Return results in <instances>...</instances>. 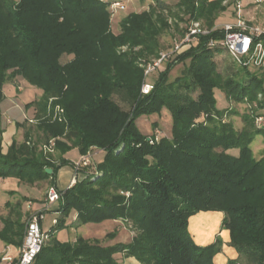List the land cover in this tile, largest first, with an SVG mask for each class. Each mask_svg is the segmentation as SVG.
Returning <instances> with one entry per match:
<instances>
[{"label": "trees", "instance_id": "1", "mask_svg": "<svg viewBox=\"0 0 264 264\" xmlns=\"http://www.w3.org/2000/svg\"><path fill=\"white\" fill-rule=\"evenodd\" d=\"M153 1L150 11L123 19L115 35L110 6L120 1L0 0V107L7 79L22 77L43 93L27 108L46 111L52 100L64 109V121L46 118L39 125L46 142L58 138L63 155L74 149L82 156L93 151L103 155L98 163L92 159L78 168L82 180L59 190V219L34 264H124L118 256L139 264H215L222 239L199 246L189 230L190 219L199 212L225 214L222 227L239 254L228 264H242L243 258V264H264V160L257 161L251 149L264 131L236 130L224 121L230 111L218 109L216 97L221 90L227 100L239 103L264 94V68L235 63L238 73L223 78L214 55L226 51L209 46L211 39L224 37L219 28L200 35L156 80V74L151 76L152 90L143 95L144 69L137 67V58L158 57L159 37L172 27L179 39L193 21L212 30L228 9L225 0H179L170 24L168 5ZM258 40L264 44V37ZM124 46L130 50L119 54ZM137 47L140 50L134 51ZM64 55L70 59L66 64L61 63ZM186 61L183 75L170 81L169 71ZM117 94L132 104V112L113 100ZM260 105L264 108V101ZM163 109L172 114L171 138L143 134L137 120ZM2 133L0 178L55 186L59 170L75 166L17 140L4 153ZM229 151H239L238 156ZM97 172L101 176L96 177ZM75 211L78 227L124 221L137 233L129 243L108 246L80 235L76 241L61 242L55 235L67 229ZM19 220L7 218L0 231L7 246L23 243ZM109 236L114 239L116 233Z\"/></svg>", "mask_w": 264, "mask_h": 264}, {"label": "rangeland", "instance_id": "2", "mask_svg": "<svg viewBox=\"0 0 264 264\" xmlns=\"http://www.w3.org/2000/svg\"><path fill=\"white\" fill-rule=\"evenodd\" d=\"M18 1V0H15ZM105 2L111 1H120L119 6L110 7V11L112 13L110 18L111 30L115 35H119L121 32V23L123 19L129 16L132 13H143L145 11H150L153 7H155V3L153 0H103ZM168 5V12L165 11V16L169 17L168 21L170 24L174 23V15L173 13H177V3L179 0H162ZM226 1V0H225ZM224 4L228 5L227 11L219 15V19L217 20V26L223 27L227 23H235L238 19H242L246 21V23L255 28L259 29L260 31H264V0H227ZM173 26V25H172ZM180 27L183 28V24L180 23ZM264 37V34L262 35ZM179 36L177 33H174V28L159 37L161 50H167L171 45L177 42ZM190 47L184 48V51L189 50ZM129 46H124L123 48L118 49V53L121 52H128ZM140 47L134 49V51H139ZM131 54V53H130ZM131 56V55H130ZM156 59V56L151 57H140L136 60V65L140 69H145L151 60ZM69 57L64 55L61 58V63L66 64L69 61ZM214 61L217 64V71L222 75L223 78H227L228 76H232L240 70L239 66L233 62L232 57L224 51L217 52L214 55ZM189 64V61L185 63H180L175 66L173 69L169 71V80L174 81L177 77L183 75L185 67ZM146 65V66H145ZM166 64L162 66L159 72H163L166 69ZM251 72H255L259 75L263 73L256 69H249ZM154 77V80L158 78V73ZM155 75V74H154ZM145 76V70H144ZM151 80L150 77H145V81H154ZM153 84V83H152ZM28 81H25L22 77H16L14 79H7L3 86V90L12 89L9 93V97L12 100V108L13 110H8L4 115V121H0V130H3L1 135L3 142H7V138L9 139V143H3V149L6 151V148H9L13 141H11V137H15L18 143L27 142L28 145L31 147L37 146L40 150H43V153L50 157L51 159H55L56 162L60 161L59 155H63L62 151L57 149V142L58 138L49 139L47 142V138H43V134L39 132V125L42 123L44 119H51L52 121H64L65 112L61 106H54L52 100L49 101V105L46 108V111L42 109V111H38L36 106H32L31 108H27L26 105L32 98L33 89L29 88ZM32 89V90H31ZM37 92H41L40 89L36 88ZM43 94V93H42ZM41 94V96H42ZM41 96H37L40 99ZM197 96V95H195ZM216 97H217V106L220 110L228 109L230 112H226L227 116L224 117V121L232 122L233 126L236 130L242 131L243 129H251L253 131H264V122L263 125L257 122V118L263 116L264 108H261L260 102L264 101V94L260 92L256 95L254 99H250L247 97L243 102H231L226 99V95L221 90H216ZM37 99V100H38ZM113 100L121 107L122 110L125 112H132L133 106L130 103H127L123 96L114 95ZM44 104V103H43ZM43 106V105H41ZM39 107V106H38ZM44 108V107H43ZM38 111V112H37ZM234 114H230V113ZM137 126L141 130V132L147 136L156 135L159 138L167 137L171 138L172 136V129L173 128V120L172 114L167 109H163L160 114H154L151 116H142L137 120ZM16 133V134H15ZM5 134V136H3ZM62 139V138H61ZM14 140V138H12ZM253 155L257 161L264 160V137L257 136L251 146ZM222 149L220 148L219 151ZM95 151L89 153L88 155L91 157V160L94 159L95 163H98L102 152L94 153ZM234 156H238L239 151L237 153L229 151ZM86 155L82 156L85 157ZM57 158V159H56ZM59 159V160H58ZM75 166L72 165L74 168V175L72 180L69 183L67 189L73 187L78 181L82 180L84 177L81 172L76 169ZM101 176V173L95 174ZM4 184H0V203H2L3 198L8 193L6 191H18L26 197V200L33 201V211H36L38 207L41 206L40 202L43 201L47 205L48 200V193L53 188L56 192L59 193V190L50 184L48 181L37 182L34 185H29L26 183L21 182L19 179L14 178V182L9 180L2 187ZM12 186H15L12 188ZM61 191V190H60ZM60 195V193H59ZM60 199V196H59ZM59 201V200H58ZM52 203L46 206V209L43 210L44 220L42 222L43 230L47 233L53 229L54 224L57 223L59 219V214H51L49 213L51 209V205L58 203ZM12 204V216H9L10 209L8 207L0 206V231L4 229L5 221L7 218L13 217L14 220H18L20 218V225L23 226V235L26 231L27 223L30 219V216L33 214H28L23 211L21 207L22 203L21 198L18 196L13 198ZM35 205V206H34ZM48 208V209H47ZM76 212V211H75ZM36 213V212H34ZM222 213V212H218ZM47 214V215H46ZM77 214V212H76ZM225 217V214L222 213ZM212 216V215H208ZM72 217V214L70 215ZM203 216H199L198 218L192 221V229L196 231L198 234H201L203 231L198 226L197 220ZM69 219V218H68ZM224 219V218H223ZM77 216L74 217V221L72 224V229L68 231H62L55 236H59L61 240L71 241L70 239H74L76 236H83L85 239L91 241H100L101 244L104 246H108L110 244L116 243L118 241H130L136 235L137 231L134 230L131 225H128L126 222L115 223L113 221H106L103 224H89L85 226L78 227L76 224ZM56 221V223H54ZM223 222V221H222ZM197 223V224H196ZM20 225L15 226V229L18 230ZM221 229H223L221 224ZM120 230V231H119ZM226 230V229H223ZM214 229H209L205 231L207 232L208 236L212 234ZM115 232L116 237L112 239L109 236L110 233ZM50 239V238H49ZM209 238H203L202 241L206 242ZM231 239V237H230ZM201 241V242H202ZM49 242V240L47 241ZM231 242V241H230ZM50 243V242H49ZM6 243L0 237V252L4 251V247ZM13 246V245H10ZM223 246V242H222ZM221 246V251H222ZM232 247V246H231ZM14 249H19L18 245H14ZM220 251V253H221ZM17 252V253H16ZM14 256L18 255V251H16ZM124 256H118V260L123 261ZM245 262L243 258L242 264Z\"/></svg>", "mask_w": 264, "mask_h": 264}, {"label": "built area", "instance_id": "3", "mask_svg": "<svg viewBox=\"0 0 264 264\" xmlns=\"http://www.w3.org/2000/svg\"><path fill=\"white\" fill-rule=\"evenodd\" d=\"M227 0L225 1V3ZM121 3H115L110 7L119 6ZM224 31V37L220 40L211 39L209 46L213 48L224 49L237 63L243 67H262L264 68V44L258 40L264 34V31L249 26L246 21L238 19L236 23H227L223 27H214L212 30L205 28L202 22L193 21L185 36L175 42L167 50L159 53L156 59L144 67L145 77H151L162 68L163 65L179 56L184 52V48L190 47L197 42L200 35H207L212 31L219 29ZM258 40V41H257ZM153 84L150 81L143 83L141 93L143 95L150 94ZM257 122L263 125L264 114L257 118ZM91 163V157L86 155L76 163V169L80 166H87ZM59 193L55 189H51L48 193L47 205L55 203L59 200ZM48 209V208H47ZM43 211L33 213L26 226L25 236L22 245L18 249V255L14 256L10 247L6 246L0 253V264H34L37 256L49 240L50 236L42 227L44 220ZM56 223V221H54Z\"/></svg>", "mask_w": 264, "mask_h": 264}, {"label": "crops", "instance_id": "4", "mask_svg": "<svg viewBox=\"0 0 264 264\" xmlns=\"http://www.w3.org/2000/svg\"><path fill=\"white\" fill-rule=\"evenodd\" d=\"M29 88H32L33 91H34L33 95H32V98L29 101V103H30V102L36 101L38 99L37 96H41L42 93L39 92V91L37 92L36 87H34L32 85H29ZM11 91H12V89H8V88L6 90H4L5 99H4V101H3V103L1 104V107H0V116H1V120H2L1 122L4 121L5 113L8 110H13V108H12V100L10 99L11 97L8 96ZM3 136H5V134ZM12 138H14V140H17L15 137L12 136L11 137V141H14V140H12ZM6 140H7V142H3L4 144L9 143V139L7 138ZM7 149L8 148H6V151L3 149L4 153H6L8 151ZM94 153L96 154L97 152L95 151ZM60 158H64V159L70 160L71 162L73 161V163H78L81 160L82 155L79 153L78 149H74V150H72L70 152H67L64 155H59V159ZM102 158H103V155L98 157V159H100L98 161H101ZM73 175H74V168H72V166H64V167H62L59 170L58 174H57L55 187L58 190L65 191L66 188H68L69 183L72 180ZM9 180L14 182V178H6V179L0 178V184H4L5 185L6 182H9ZM4 185H2L3 188H4ZM13 187H15V186H12V188ZM6 192L8 194L4 196L2 203H0V206L8 207L10 209L9 216L13 215L12 214V212H13V210H12L13 209L12 208L13 207L12 206L13 202L12 201H13V198H15L17 196L19 198H21V202H23L20 208H22L23 211H25L26 213L28 212V214H31V213H34V212L43 211V210L46 209V203L43 201V199L40 202L41 206L38 207L36 209V211H33V209H34L33 208V204H31V203H33V201H29V200L27 201L26 197L23 194H21L20 192L16 191V190L15 191L10 190V191H6ZM7 203H9L10 205L7 206L6 205ZM58 208H59V204L58 203L51 205V209L49 210L50 211L49 213L57 214ZM76 215H77L76 212H73L72 213V217H69V219L67 221L68 227H67L66 231L72 229V224H73V221H74V217ZM208 215H212V216H208ZM199 216H203V217H201V218H199L197 220L198 226L203 231L201 234H198L196 231H194L192 229V221L194 219L198 218ZM223 218H224V215L222 213H218V212H201L200 213L199 212V214L193 216L190 219L189 230H190V232H191V234H192V236H193V238H194V240H195L197 245H199V246H207V245H210V244L216 242V240L218 238L222 239V242H223L222 251H221V253H219V254H217L215 256V258H214L215 264H228V261L230 259H234L235 260V259H238V257H239L238 252L233 247H231V245H230V241H231L230 232L228 230L221 229V224H222ZM113 222L119 223V221H113ZM212 228L214 229V231L212 232V234L210 236H208L207 232L205 233V231H207L209 229H212ZM61 232H62V230H61ZM61 232H59V233H61ZM59 233H57V234H59ZM57 238L60 239L59 236H57ZM76 238H77V236L74 239H70V240L71 241H76ZM203 238H206V239L209 238V239L206 242H203L202 241ZM62 241H64V240H61V242ZM68 241H69V239H68ZM120 242L121 241H118V243H120ZM122 242L123 243H129V242H131V240L128 241V242H126V241H122ZM116 243H113V244H110V245H114ZM6 246L4 247V249H6ZM8 247H10L12 254H15V252L18 251V249H14V246H8ZM122 260H123L122 262L124 264H139V262L135 258H132V257H130V258L123 257Z\"/></svg>", "mask_w": 264, "mask_h": 264}, {"label": "water", "instance_id": "5", "mask_svg": "<svg viewBox=\"0 0 264 264\" xmlns=\"http://www.w3.org/2000/svg\"><path fill=\"white\" fill-rule=\"evenodd\" d=\"M47 172L49 173V174H52V170L51 169H47Z\"/></svg>", "mask_w": 264, "mask_h": 264}]
</instances>
